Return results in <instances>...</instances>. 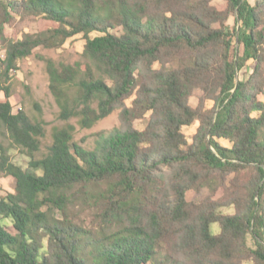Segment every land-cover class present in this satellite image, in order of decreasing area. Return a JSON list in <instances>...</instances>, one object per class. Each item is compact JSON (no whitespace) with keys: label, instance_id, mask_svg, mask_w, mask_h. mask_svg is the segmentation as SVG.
Wrapping results in <instances>:
<instances>
[{"label":"trees","instance_id":"16d2710c","mask_svg":"<svg viewBox=\"0 0 264 264\" xmlns=\"http://www.w3.org/2000/svg\"><path fill=\"white\" fill-rule=\"evenodd\" d=\"M211 2L0 0V126L30 158L44 129L12 112L8 73L37 48L84 40L81 61L45 60L64 123L47 153L29 172L0 147V173L14 180L0 198V264H264V0ZM15 16L40 28L8 38ZM116 110L122 126L93 150L74 142L70 120L90 129ZM248 165L255 179L233 214L194 202L202 187L214 193L212 174Z\"/></svg>","mask_w":264,"mask_h":264},{"label":"rangeland","instance_id":"374dc122","mask_svg":"<svg viewBox=\"0 0 264 264\" xmlns=\"http://www.w3.org/2000/svg\"><path fill=\"white\" fill-rule=\"evenodd\" d=\"M251 4L253 0H248ZM212 5H223L222 0H212ZM232 25V19L228 21ZM40 28V23L33 22L26 26L21 22L20 18L16 17L9 24L4 26V34L8 38H20L23 33H34ZM84 40L81 36H76L66 42V44L56 50H45L37 48L33 54L22 59L17 63V71H10L8 79L3 84L7 89L9 95V102L12 106V112L24 113L32 122L42 123L44 129V137L40 140V147L37 153L33 154L30 158L21 150L12 146L6 131L0 126V147L7 151V155L12 164L20 167L24 171L32 172L29 167V162L41 159L46 153L51 144V131L54 127H61L64 125L59 119V109L49 92V81L45 70V60L50 59L56 64H69L72 65L77 61H81V53L83 50ZM0 57L3 59V51H0ZM251 73V66L246 65L237 74L239 81H245ZM258 99L264 103V92L258 96ZM5 97L0 96V102H5ZM131 100L126 101V106L130 105ZM189 105L193 108L198 106V100L195 97L189 99ZM211 103H204L205 108H211ZM69 124L75 126L76 131L74 134V142L87 150H93L96 141L100 134L106 135L115 128H120L122 122L120 120V110L114 111L105 119L97 122L90 129H80L76 125V120H70ZM144 122L135 120L133 127L140 130ZM198 123L195 122L189 127L182 129V134L187 141L196 132ZM224 144V143H223ZM39 174V172H36ZM255 179V169L253 166H243L233 173L227 174L222 178L219 175L212 174L210 181L216 188L214 193L208 187H202L193 196L196 203L202 202L210 198L212 201H217L223 206L221 211L225 214H233L235 212L233 203L242 201L247 188ZM7 193H14V180L0 173V198ZM233 202V203H232ZM231 204V205H229ZM84 225L89 226L87 218H81ZM2 224L11 231V223L3 221ZM214 232H217L214 226Z\"/></svg>","mask_w":264,"mask_h":264}]
</instances>
